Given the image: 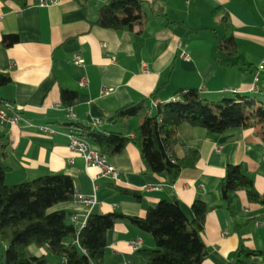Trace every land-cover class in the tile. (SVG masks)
<instances>
[{
    "label": "crops",
    "instance_id": "obj_1",
    "mask_svg": "<svg viewBox=\"0 0 264 264\" xmlns=\"http://www.w3.org/2000/svg\"><path fill=\"white\" fill-rule=\"evenodd\" d=\"M27 0L21 9L14 0H0V71L11 81L0 86V99L21 106L22 115L36 125H51L60 133L49 135L24 122L0 123V162L8 171L6 184L16 185L48 173H65L75 191L96 194L89 208L76 199L61 202L49 211L68 210L82 227L91 212H122L144 217L149 207L176 197L190 221L192 205L209 207L202 233L208 254L201 264H230L241 236L247 245L264 252V203L251 202L245 190L234 193L233 213L221 194V181L229 164H243L254 186L264 197V143L254 128H232L218 133L183 124L178 128L173 152L184 157L197 149L196 166L186 168L172 182L166 173L146 171L139 148L130 142L119 154L108 157L120 179L101 176L100 168L86 165L72 151L67 133L74 120L61 104L62 89L78 92L72 107L76 121L108 132L135 137L146 113L157 109L153 101L167 103L179 90L198 89L210 101L258 97L264 74L258 64L264 57V0H143V24L116 30L96 23L108 0H58L40 5ZM228 11L238 55L218 60V40L223 31L213 10ZM5 35H17L11 46ZM186 54L188 58L184 56ZM82 63H77V58ZM85 84L82 85V81ZM105 87L111 88L103 93ZM157 93L149 109L116 121V111ZM235 225L240 226L237 230ZM142 239L135 251L132 241ZM70 243V239L65 240ZM109 264H147L141 250L154 249L155 239L126 219L117 220L107 233ZM7 244L0 233V264ZM29 253L46 257L45 264L63 258L47 246H29ZM250 264H264V253Z\"/></svg>",
    "mask_w": 264,
    "mask_h": 264
},
{
    "label": "trees",
    "instance_id": "obj_2",
    "mask_svg": "<svg viewBox=\"0 0 264 264\" xmlns=\"http://www.w3.org/2000/svg\"><path fill=\"white\" fill-rule=\"evenodd\" d=\"M21 9L27 0H14ZM143 0H108L98 13L96 23L104 28L122 30L143 24L146 16ZM213 16L223 31L218 40V60L222 65L228 58L238 55L228 11L223 7L213 10ZM18 42L17 35H5L3 43L11 46ZM264 74V73H263ZM11 81L8 73L0 71V86ZM258 97L240 100L224 98L210 101L198 89L179 90L176 99L158 103L154 114H149L151 100L157 93L138 103L121 107L116 111V121H122L146 110L135 137L97 130L84 122L69 125L76 133L90 140L101 152L113 157L133 142L140 150L147 172L166 173L175 182L186 168L196 166L199 152L192 149L184 157L173 152L177 143L178 128L183 124L199 126L212 132H224L232 128H254L264 143V84ZM5 101L0 99V103ZM78 102V92L62 89L61 104L67 108ZM8 167L0 162V233L7 244L3 254L5 264H45L46 257L29 253V246H47L56 256L66 258L67 264H109L107 233L117 220L126 219L141 230L151 233L154 249L141 250L147 264H201L208 254L203 231L209 207L203 201L192 205L194 218L189 220L180 201L173 197L149 207L144 217L122 212H91L82 227L73 221L74 213L68 210L49 211L53 206L75 199L73 178L65 173H48L31 181L16 185L6 184ZM223 200L233 213V196L245 190L249 201L264 203V197L254 186L253 178L243 164H229L220 185ZM237 230L240 226L235 225ZM70 239V243L65 240ZM263 251L250 248L241 236L230 264H250L253 256Z\"/></svg>",
    "mask_w": 264,
    "mask_h": 264
},
{
    "label": "built area",
    "instance_id": "obj_3",
    "mask_svg": "<svg viewBox=\"0 0 264 264\" xmlns=\"http://www.w3.org/2000/svg\"><path fill=\"white\" fill-rule=\"evenodd\" d=\"M57 1L58 0H41L40 5L42 6L51 5V4L56 3ZM184 56L188 58L186 54H184ZM76 62L78 64L82 63V59L78 57L76 59ZM258 70L259 72L264 73V57L258 64ZM81 84L84 85L85 80H83ZM111 90H112L111 88L105 87L103 89V93H109ZM174 100L175 99H173L172 101ZM153 105L156 107L157 102L153 101ZM22 109L23 108L21 106H18L11 101H7V100L2 101L0 103V123L1 124L10 123V124L18 125L24 122L27 126L37 127L41 131L49 135H55V134L60 133L56 128L52 127L51 125H36L28 121L27 119H25V117H23L22 112H21ZM67 110H68V116L74 121H76L77 116L74 113L72 107L67 108ZM149 114H152V111H149ZM66 135L69 140L68 145L70 149L80 154L84 158L86 165H92V166L99 167L101 171V176L110 177L114 180L120 179V173L118 169L108 161L107 156L104 155L101 152V150L97 148L90 140L76 133L73 130L67 133ZM75 199L79 201L80 203L86 205L90 211L93 209V207L97 203L96 194L86 195L83 193L76 192ZM72 221L76 224L75 215L72 217ZM131 244H132L133 249L135 251H138L141 249L142 239L138 238L136 240H133ZM61 264H67V259L63 258Z\"/></svg>",
    "mask_w": 264,
    "mask_h": 264
}]
</instances>
